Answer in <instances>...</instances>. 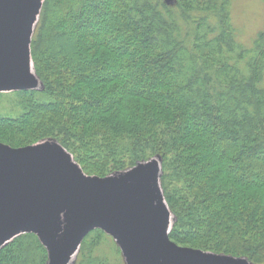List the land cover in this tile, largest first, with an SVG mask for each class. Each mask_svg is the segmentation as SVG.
<instances>
[{"label": "trees", "instance_id": "1", "mask_svg": "<svg viewBox=\"0 0 264 264\" xmlns=\"http://www.w3.org/2000/svg\"><path fill=\"white\" fill-rule=\"evenodd\" d=\"M230 6L43 0L30 41L41 90L19 92L23 112L0 130L28 138L13 149L54 140L99 179L157 159L171 243L264 264V30L238 42ZM99 230L74 264H120ZM48 262L31 233L0 249V264Z\"/></svg>", "mask_w": 264, "mask_h": 264}, {"label": "water", "instance_id": "2", "mask_svg": "<svg viewBox=\"0 0 264 264\" xmlns=\"http://www.w3.org/2000/svg\"><path fill=\"white\" fill-rule=\"evenodd\" d=\"M42 1L0 0V91L26 90L30 83L29 39ZM77 167L55 146L14 150L0 144V249L20 235H36L18 229L32 210L45 208L43 213L52 221V250L36 237L48 260L50 252L57 259L55 264H66L95 229L113 233L120 241L125 236L136 264L212 263L202 256L197 259L198 253L234 260L178 248L169 241L170 221L157 189L159 168L152 169L153 181L140 177L115 184L83 178Z\"/></svg>", "mask_w": 264, "mask_h": 264}, {"label": "rangeland", "instance_id": "3", "mask_svg": "<svg viewBox=\"0 0 264 264\" xmlns=\"http://www.w3.org/2000/svg\"><path fill=\"white\" fill-rule=\"evenodd\" d=\"M230 3H231L230 22L237 31V37L239 40L238 42H240L241 44L250 45L252 41L255 39V37L257 36V34L264 30V0H230ZM41 5L39 4V6ZM36 18H38V16ZM75 28L76 29L83 28V26L76 24ZM33 29H34V25L32 28V32H33ZM29 40L31 41V39ZM29 62L31 64L30 50H29ZM32 73H33L32 82H30L29 85L24 89L29 90V91H40L41 83L39 79L36 77L34 70H32ZM19 92L21 91H17V90L0 91V121H3V122H6V120L13 121L14 119H17L19 116H21L23 110H21L22 108H21L20 101L24 98V96L18 94ZM25 137H26L25 134L23 135V134H19L16 132L10 133L6 130H0V144L3 146L9 147L10 149H13L18 144H24V143H18V142H24L28 140V138L26 139ZM42 145H49V146L51 145V146L57 147L58 150L62 153L63 157H65V160L71 163L73 166L77 167L72 157L69 156L68 153L54 140L50 139V140L42 141L30 147L42 146ZM155 167L156 168L160 167V163L157 159L151 160L149 162L141 163L135 168L127 169L123 172L115 173L105 178L106 180L104 179L105 180L104 182L109 181V182H113L117 184L118 182L123 181V180L130 181L134 178L138 179L140 177L144 179L150 178L151 181H153L152 180L154 178L153 170ZM79 173L83 178H88V177L91 178L90 176L85 175L82 172V170L81 172L79 171ZM81 173H83V175ZM157 189L159 191V196L162 201L161 206L163 207V211L167 213V218L170 221V227H168V231H169L173 223V217L169 213L167 206L163 200L162 190H161L159 181H157ZM44 211H46L45 208L40 209L39 212L38 210H32L31 218H29V216L25 217V220H22V223L18 231L33 230V232L38 236V238H40L46 244V247L49 251L50 249L52 250V247H54V241H53V236H52V231H51L52 221L46 217L45 213H43ZM100 230L106 234V237L109 238L107 243L110 246L111 250L114 252L116 259L117 261H119L120 264H136L135 257L133 254L134 249L132 245L127 242V238H125V236L122 237V240L120 241V239L117 238L115 234L111 233L110 235V234H107V232H105L104 230L102 229ZM121 244L123 245L122 247H121ZM178 248H182V247H178ZM117 249L119 250L118 252L119 254L117 253L118 251ZM50 254H51V259L48 262V264H55V261L57 259L56 258L54 259V256L52 255L51 252ZM197 255H198L197 259H199L200 256H202L201 260L211 261L212 262L211 264H221V263L223 264H247L246 262L242 260L240 261L235 260V259L234 260H224V259L216 258L214 256L206 257V256L201 255V253H198ZM75 257L76 255L71 257L67 261L66 264H74Z\"/></svg>", "mask_w": 264, "mask_h": 264}, {"label": "bare ground", "instance_id": "4", "mask_svg": "<svg viewBox=\"0 0 264 264\" xmlns=\"http://www.w3.org/2000/svg\"><path fill=\"white\" fill-rule=\"evenodd\" d=\"M32 78H33V73H31V79H30V82H32Z\"/></svg>", "mask_w": 264, "mask_h": 264}]
</instances>
